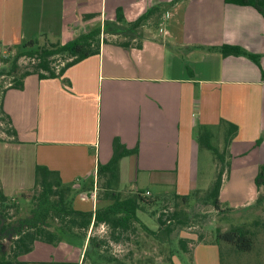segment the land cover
I'll list each match as a JSON object with an SVG mask.
<instances>
[{
  "label": "crops",
  "instance_id": "1",
  "mask_svg": "<svg viewBox=\"0 0 264 264\" xmlns=\"http://www.w3.org/2000/svg\"><path fill=\"white\" fill-rule=\"evenodd\" d=\"M152 7L160 8V16L140 27V37L102 33L107 41L99 52L61 75L31 74L22 88L7 86L1 110L14 134L2 143L3 150L31 154L33 170L41 165L58 172L63 183L73 186L72 207L94 212L109 203L97 195L95 172L98 163L110 160L114 138L137 149L120 160L118 190L187 195L202 189L198 172L205 147L198 134H219L224 158L219 212L247 229L253 246L244 254L212 237L192 236L188 260L264 264V220L252 213L256 227L251 228L240 214L257 205L264 208V185L255 184L264 161V17L253 7L224 0H0V46L17 49L41 35L68 42L114 21L118 9L131 22ZM222 45L238 46L257 55L258 62L223 55L217 49ZM227 123L237 127L228 142ZM4 161L0 186L14 197L13 165ZM139 218L145 223L143 215ZM105 231L104 225L94 231L90 226L85 237H62L56 244L36 241L20 259L25 264H85L89 235ZM185 257L172 260L179 264Z\"/></svg>",
  "mask_w": 264,
  "mask_h": 264
},
{
  "label": "trees",
  "instance_id": "2",
  "mask_svg": "<svg viewBox=\"0 0 264 264\" xmlns=\"http://www.w3.org/2000/svg\"><path fill=\"white\" fill-rule=\"evenodd\" d=\"M242 6H251L264 17V0H224ZM160 8L152 7L131 22H125L120 9L116 10L114 21H106L103 27H96L91 31L83 33L68 42L51 41L45 35L24 42L16 49L8 70L0 69V76L8 74L12 76L9 87L22 88L23 80L31 74H37L39 78L55 77L70 65L99 52L100 43L106 42L101 34L129 35L137 31L143 24L151 19H158ZM91 15H84L88 17ZM121 45L128 44L122 42ZM1 47V46H0ZM210 49V48H209ZM223 55H245L258 62V56L250 54L238 46L222 45L217 48ZM24 57L26 66L20 68L18 61ZM64 62L59 66L54 64L58 58ZM0 119L4 124V131L7 135H13L14 131L9 126L7 117L1 110ZM229 129L226 132L225 141L228 142L235 133L237 127L227 123ZM212 135L209 131L203 130L197 136L200 146L210 150L215 159L220 163L216 177L212 184L206 189H194L187 195H178L175 192L162 195L146 194L145 191L135 187L124 194L118 190L119 185V163L128 155L136 154L137 149L127 148L118 138L112 143V155L108 162L98 163L96 167V192L102 199L109 203L94 212L76 210L72 207L71 195L73 186L70 183H63L58 172L49 170L45 166L37 165L34 170V194L32 195V206L30 213L25 217L18 218L11 223H6V212L15 208L17 203L13 197L6 196L0 186V240L11 238L9 253L2 251L0 244V264H25L20 256L31 251L36 241H43L49 244H56L62 237L82 236L85 237L90 226L92 230L99 225H104L106 231L102 235L91 234L88 237L85 257L90 256L91 264L99 262L116 261L119 264L125 263L117 258L103 253L108 245L120 246L122 240L131 241L137 232L152 236V239L160 245L157 256L162 258L147 257L143 264H175L172 257L181 250L186 259H190V243L185 237L179 236L182 228L190 226L194 215L186 211V207L192 203L204 206H211L215 211H222L220 208L219 193L222 183L224 166L223 153L211 142ZM256 186L264 185V161L259 167L255 177ZM172 204V205H171ZM139 212H145L155 218L157 228L148 227L138 216ZM3 222V224H1ZM197 240L203 238L201 232L195 233ZM176 240L174 247L172 240ZM137 238L134 243L138 244ZM213 242L227 243L234 246L240 252H248L252 249L253 238L249 231L241 226H234L226 231L216 229L213 234ZM195 243V241H191ZM141 263V262H140ZM179 264H191L181 262Z\"/></svg>",
  "mask_w": 264,
  "mask_h": 264
},
{
  "label": "rangeland",
  "instance_id": "3",
  "mask_svg": "<svg viewBox=\"0 0 264 264\" xmlns=\"http://www.w3.org/2000/svg\"><path fill=\"white\" fill-rule=\"evenodd\" d=\"M152 22V20H151ZM148 27H153L151 23L147 24ZM148 29V28H147ZM144 33V31H142ZM142 32L140 31V28L130 33L129 35H137V37H140L142 35ZM121 37H124L123 35ZM109 38L112 41L118 40V38L111 37ZM16 52V49L14 48H6L1 46L0 47V69L4 68L5 70H8L11 64L12 57L14 56ZM64 62L63 58H58L56 61H54V64L56 66H59L61 63ZM18 64L20 68L23 66H26L27 61L24 57L20 58L18 61ZM62 65V64H61ZM10 82H12V76L8 74H3L0 76V98L2 95L3 90L7 86H9ZM2 126H0V171L3 170V165L5 163L4 160H9L10 163L13 165V181H14V187H16L13 192V195L16 199V207L10 209L8 212H6L8 215H6V223H11L14 220H17L18 218L25 217L30 213V208L33 205L32 204V195L34 194V187H32L35 179L34 175V161L33 156L29 153H24L23 151H16V150H3L4 146H2L3 142H5L9 135H7L4 131V124L3 121L0 119ZM219 134L215 135L214 138H212L211 142L212 144L218 149V151H221V141L219 140ZM224 152V151H223ZM219 163L213 153L203 148L200 155V170L198 172L199 175V187L202 189L208 188L214 178L216 177V168L215 165ZM220 164V163H219ZM21 187L24 192L19 193L20 190H18V187ZM32 187V188H30ZM30 188V189H29ZM28 189V190H27ZM264 190V189H263ZM264 194V192H263ZM263 198V197H262ZM263 200V199H262ZM172 205V204H171ZM186 211L194 217L192 218L193 221H191L190 226H187L185 228H182L180 232H178L180 235L185 237L187 240L191 241V237L197 239L196 232H201L204 237L206 238H213V234L216 231V228L220 229L224 226H234L237 225L238 221L230 220L229 215L222 213V212H216L211 206H204L198 203H192L188 205L186 208ZM145 213V212H142ZM139 213V216L143 215L145 218V223L151 227H156V221L155 218L148 215L147 213L142 214ZM252 213L258 214V221L260 222L262 219L264 220V208L260 207V205L255 206L252 209L243 210L240 214L242 217V222H245V225H249L252 228V226L255 228V224H253V219L255 218V215L253 216ZM244 219V220H243ZM222 231V230H220ZM205 234V235H204ZM210 236V237H209ZM135 238L139 241L138 244L134 243ZM11 238L5 237L0 240L2 251L5 253H9V248L11 246ZM172 243L174 247L176 248V240L173 239ZM120 246H114V245H108L106 248L103 249V253L107 255H111L118 260H121L125 263L130 264H143L144 259L147 257H158L159 248L160 245L157 241L152 239V236H148L144 232H137L135 236L132 237L131 241L122 240L121 243H119ZM178 250L180 249L177 246ZM244 254H247L246 252ZM174 256L175 260L180 258H183V255L181 254V250L175 254ZM186 258V257H185ZM141 262V263H140ZM185 262L188 263L189 260L185 259ZM92 259L90 256L85 257V264H91ZM97 264H119L116 261L112 262H99Z\"/></svg>",
  "mask_w": 264,
  "mask_h": 264
},
{
  "label": "built area",
  "instance_id": "4",
  "mask_svg": "<svg viewBox=\"0 0 264 264\" xmlns=\"http://www.w3.org/2000/svg\"><path fill=\"white\" fill-rule=\"evenodd\" d=\"M0 126H2V123H1V121H0ZM146 194H149V192H145Z\"/></svg>",
  "mask_w": 264,
  "mask_h": 264
},
{
  "label": "flooded vegetation",
  "instance_id": "5",
  "mask_svg": "<svg viewBox=\"0 0 264 264\" xmlns=\"http://www.w3.org/2000/svg\"><path fill=\"white\" fill-rule=\"evenodd\" d=\"M1 224H3V222H1Z\"/></svg>",
  "mask_w": 264,
  "mask_h": 264
}]
</instances>
